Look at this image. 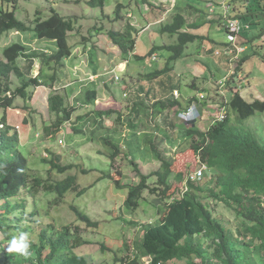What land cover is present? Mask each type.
Masks as SVG:
<instances>
[{"label": "rangeland", "instance_id": "obj_1", "mask_svg": "<svg viewBox=\"0 0 264 264\" xmlns=\"http://www.w3.org/2000/svg\"><path fill=\"white\" fill-rule=\"evenodd\" d=\"M92 1H19L15 15L24 23L33 21L37 12L42 18L48 17L51 9L72 19L76 23L75 32L68 43L74 51L73 56L64 61L63 67L36 59L31 74L41 78L40 72L44 70L42 82H49V76L53 74L56 80L51 82V87H33L29 90V100L16 99V109L0 110V116L5 115L8 123L18 132L19 149L27 157L34 176L46 180L50 178L54 182L68 176L77 179L74 189L68 191L57 205L53 202L55 194L45 192L42 187L38 189L37 206L47 212L43 210L42 218H37L36 231L48 225H52L54 231L70 226L71 238L76 240L74 252L84 257L88 264H123L132 259L143 227L157 220L165 204L158 195L149 191L151 188L161 191L153 173L162 166V158L165 156V161L171 162L173 174H185L199 167L197 157L186 153L190 141V137H186L189 125L175 113L186 108L200 92H204L210 102L221 103L223 100L217 95L222 91L219 84L226 71L231 68V72H235L239 64L242 80L235 84L241 85V88L238 90L236 85L232 93L238 91L247 103L264 101V37L245 40L238 45L243 50L240 54L238 51L232 54L233 60L223 52L215 54L219 47L224 49L220 43L226 42V33L221 25L224 28L227 20L240 19L249 23L247 36L264 28V0H243L246 3L241 10L248 8L250 14L242 13L240 18L230 15L231 10L226 8L230 7V3L234 5L235 0H147L148 3L144 0H103V8L92 7L89 4ZM239 5L241 0L236 1L235 7ZM116 10H119L118 15ZM176 14L186 20L181 32L200 36L201 39L187 45L184 57L173 65V71L158 79H147L149 73L163 70L167 65L171 53L163 46L177 43V35L160 31L163 25L172 22ZM241 15L244 16L241 18ZM111 31L126 33L135 43L133 51L124 56L110 41ZM204 37L210 39L206 43L211 54L200 49V40H206ZM241 40L244 38L239 36L238 41ZM12 43L21 44L28 55L41 59L42 56L50 58L57 50L54 41L40 40L33 32H9L0 39V60L3 59L4 49ZM152 50L154 53L150 55ZM224 56L228 64L218 69L214 65ZM243 58H246L245 61L240 63ZM123 62L125 65H119ZM18 63L23 65L24 62L19 60ZM205 75L207 77L204 78ZM116 77L119 81H115ZM12 80L16 86L18 81L15 78ZM161 85H165V93L157 89ZM171 87H176L179 93L178 96L173 93L180 103L177 111L163 109L157 103L171 95ZM89 90H94L96 96L94 102L88 104L85 93ZM50 93L63 96L65 105L73 111L70 121L64 123L56 139L46 141L41 137L44 128L57 119V115L48 109ZM224 93L228 100L226 89ZM159 112L164 119L158 116ZM213 114L214 107L205 104L192 127L205 131L215 120ZM227 114L230 120L236 121L228 108ZM166 120L172 122L173 129L169 132L173 134V142L164 143L167 138L162 126ZM241 124L256 135L262 134L259 139L264 141V113H258ZM46 148L61 155L62 166L72 168L64 173L53 171L49 175L50 164L42 162L52 159ZM113 155L116 157L111 159ZM134 167L143 176L151 177L146 182L150 189L144 192L138 209L127 211L123 204L129 187L118 188L110 176L120 170L125 178L121 186L137 184L140 181ZM213 173L211 170L203 183ZM183 185L184 182L181 183ZM182 188L183 191L186 187ZM209 204L216 220L235 227L232 210L213 199ZM73 208L85 213L98 226L88 227L82 223Z\"/></svg>", "mask_w": 264, "mask_h": 264}, {"label": "trees", "instance_id": "obj_2", "mask_svg": "<svg viewBox=\"0 0 264 264\" xmlns=\"http://www.w3.org/2000/svg\"><path fill=\"white\" fill-rule=\"evenodd\" d=\"M19 1L21 0H0V39L9 32H33L40 40L54 41L57 50L50 58L42 56L41 59L36 55H28L19 43H12L4 49L3 59L0 60L2 111L13 110L18 98L29 100V90L33 87H51V82L56 80V75L53 74L49 76V82H42L44 70L40 72L41 78L31 74L36 59L63 67L64 61L74 51V47L68 43L71 34L75 32L76 23L72 19L51 9L48 17L42 18L40 12H37L33 21L24 23L15 15ZM144 1L148 3L147 0ZM236 1L240 2L235 0L234 5L230 3V15L235 14L239 18L242 13L249 15L248 8L241 10L246 2L241 0V5L235 7ZM89 4L92 7H104L103 0H94ZM116 13L118 15L119 10ZM185 24V18L176 14L171 23L160 28L162 33L177 35V43L163 46L171 53L167 65L163 70L149 73L147 79H158L166 72L173 71L175 62L184 57L187 45L201 39L200 36L181 32ZM221 27L223 28L222 25ZM247 32L243 31L238 35L244 40L238 41L237 37V45L240 46L245 40L264 37V28L249 36L245 34ZM109 39L124 56L134 49L135 43L126 33L111 31ZM153 53L152 50L149 54ZM19 60L24 62L23 65H19ZM239 67L231 73L227 81V107L235 115L236 121L230 120L228 115L222 122H212L205 131L195 130L190 126L186 128V137H190L186 153L198 157L200 162L214 172L209 180L198 185L188 183V190L182 193L181 183L190 172L173 174L171 162L165 159L160 169L153 173L157 177L156 185L161 187L160 192L157 188L149 190L146 182L151 177L143 176L136 167L134 169L140 181L137 184L121 186L125 178L120 170L110 176L118 188L129 187L123 204L127 211L139 208L147 190L165 202L157 220L143 227L133 259L123 264H143L142 258L146 256L151 257V264H264V141L259 139L262 134L256 135L241 124L258 113H264V101L247 103L238 91L232 93L233 88L242 80ZM12 78L18 81L16 86ZM164 88L165 85L157 89L165 93ZM173 89L176 87H171V95L168 94L167 99L157 102L163 109H180V103L173 96ZM85 95L88 104L94 102V90L87 91ZM47 103L49 111L57 115V119L44 128L41 136L49 141L55 140L64 123L70 121L73 108L66 106L65 98L58 93H50ZM19 145L18 132L8 123L5 115L0 116V165L3 166L0 169V264H88L84 257L74 252L73 244L76 240L71 238L70 226L54 231L53 226L48 225L39 232L36 231L37 218H42L41 212L46 211L37 206L38 189L42 187L45 192L55 194L53 202L57 205L68 191L74 189L77 184L76 177L68 176L54 182L50 178L46 180L34 176ZM46 151L52 156L50 161L42 160L43 163L50 164L49 175L53 171L64 173L72 168L60 164L61 155L49 148ZM115 157L113 155L111 159ZM210 199L225 204L235 213V227L222 224L214 218ZM72 210L88 227L98 226L85 213L76 208ZM21 231L29 233L32 240L31 256L27 258L6 251L8 241ZM34 236L35 240L32 239Z\"/></svg>", "mask_w": 264, "mask_h": 264}, {"label": "clouds", "instance_id": "obj_3", "mask_svg": "<svg viewBox=\"0 0 264 264\" xmlns=\"http://www.w3.org/2000/svg\"><path fill=\"white\" fill-rule=\"evenodd\" d=\"M229 8L230 7H228V10H229ZM237 20H239L243 25H248V29L243 30V31H249L250 25L248 23H243L240 19H237ZM224 28H225V25H224ZM224 30H225V33H226V42H224L222 45L225 48L226 46H228L230 44H228V39H227L228 32H227V29L225 28ZM243 31H241V32H243ZM235 45L238 47V45H237V38H236V41H235ZM220 52H223V49L221 47L219 48V50H217L215 52V54H218L219 55ZM235 52L236 51H234V53ZM238 54H240V52ZM229 57L233 60V55L232 54L229 55ZM232 72H231V68H230L228 70L227 74L225 75V78L219 84V85H221L219 88H221L222 91L217 92V95L220 98H222L223 101L221 103L214 104L213 101L210 102L207 99V97L204 94V92H200L195 97L192 98L190 104L186 108H184V109L181 108L180 111L178 113H175V114H177V116L180 117L181 120L183 122H185V124H187L190 127H192V125L194 124V121L201 116V114H202V108L204 107V105L205 104H209L210 106L214 107L213 118L215 120H213L212 122H222L223 120H225L227 118V116H228V114H227V108H228L227 107V101L228 100L225 99V93H224V91H225V89L227 90V81H228V78L230 77V75H231ZM225 81H226V83H225ZM239 88H241V85H238V88L237 89L239 90ZM175 91L178 92L177 90H174L172 93H174ZM199 95L204 96V98L203 99H200L199 98ZM173 96H174V94H173ZM228 97H229V94H228ZM175 99H177V97H175ZM191 107H194L195 108V112L193 114L188 115L187 116V119L183 118L181 114L182 113H186L188 111V109L191 108ZM221 115H223V118L222 119H220V116ZM192 128H194V127H192ZM164 159H165V156L162 158V160L164 161ZM197 159H198V166L199 167L196 168V169H194V170H192V171H190V173L188 174L186 180L183 181L185 183V185H183V186H185L186 188L183 191H182L183 188H181V192L182 193H184V192H186L188 190V187H187V184L188 183H194V185H196V184L198 185L201 182L203 183V181L206 180V176L208 174H210V171L211 170L206 165H204L202 162H200V160H199L198 157H197ZM2 167L3 166L0 165V169H2ZM203 167H204V169H202ZM199 170H202V176H201V178L199 180H194V181L191 180L190 179V176L193 173L198 172ZM211 176L209 175V178ZM31 247H32V240H31L30 234L27 233V232L21 231L17 235H14L8 241L6 251L8 253H10V254L15 253V254H18L20 256H23V257L27 258V257H30L31 256ZM135 253H136V251H135ZM135 253H134V255H135ZM134 255H133V257H134ZM133 257H132V259H133ZM151 262H152V259H151L150 256H146V257L142 258V263L143 264H151ZM125 263H128V262H125Z\"/></svg>", "mask_w": 264, "mask_h": 264}, {"label": "built area", "instance_id": "obj_4", "mask_svg": "<svg viewBox=\"0 0 264 264\" xmlns=\"http://www.w3.org/2000/svg\"><path fill=\"white\" fill-rule=\"evenodd\" d=\"M226 8H228V7H226ZM225 28L227 29V32H228L227 39H228V44H230V45L226 46L223 49V52L225 54H228V55L233 54L234 51H238V53L241 52L243 49H239L235 45V41H236V38L240 34L241 31L248 29V25H243L239 20L233 19V20H227V22L225 24ZM153 59H155V56H153ZM115 81H119V78L116 77ZM174 94H175V96H178V92L175 91ZM199 98L203 99L204 96L199 95ZM194 112H195V108L191 107L188 109V111L186 113H182L181 115L183 118L187 119V116L190 114H193ZM222 118H223V115L220 116V119H222ZM202 169H204V167ZM201 176H202V170H199L198 172L193 173L190 176V179L193 181L199 180L201 178Z\"/></svg>", "mask_w": 264, "mask_h": 264}, {"label": "crops", "instance_id": "obj_5", "mask_svg": "<svg viewBox=\"0 0 264 264\" xmlns=\"http://www.w3.org/2000/svg\"><path fill=\"white\" fill-rule=\"evenodd\" d=\"M166 1V0H165ZM169 1H171V0H169ZM174 1V0H173ZM223 29V28H222ZM224 30V29H223ZM204 38H206V40H201L200 42H201V50H203L205 53H208L210 50H208L209 49V46L207 45V41H209L210 39L209 38H207V37H204ZM212 41V40H211ZM214 42V41H213ZM224 43V42H223ZM223 43H220V45L221 44H223ZM220 48V47H219ZM210 54H211V52H209ZM72 56H73V54H72ZM226 56H224V57H222V58H220V60H218V63L216 64V65H214V66H216V67H218V69H221L222 67H224V66H221V65H223V64H225V65H227L228 63H227V61L225 60V59H227V57L225 58ZM178 60H180V59H178ZM176 61V62H179V61ZM175 62V63H176ZM181 64V63H180ZM117 65V64H116ZM119 65H125V63L123 62V63H121V64H119ZM221 66V67H220ZM176 67V66H175ZM230 68V66L228 65V69ZM174 70V69H173ZM227 72L228 71H226V74H227ZM225 74V75H226ZM95 76H97V75H95ZM205 77H207L206 75L204 76V78ZM163 87V85H161L160 86V88H162ZM159 88V87H158ZM174 90H176V89H173V91ZM169 96V95H168ZM131 104H133V103H131ZM173 113V112H172ZM175 115V114H174ZM158 116L160 117V118H162V119H164L163 118V114L161 113V112H159L158 113ZM162 119H158L159 121L160 120H162ZM161 126V125H160ZM163 128H164V132H165V134H166V136L164 135V137L165 138H167V140H165V142L164 143H166V142H173V134L172 133H170L169 132V129H173V127H172V122L170 123L169 121H167L166 120V122L164 123V125L162 126ZM163 145V144H162Z\"/></svg>", "mask_w": 264, "mask_h": 264}]
</instances>
